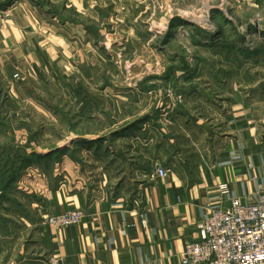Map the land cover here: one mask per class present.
I'll list each match as a JSON object with an SVG mask.
<instances>
[{"label":"rangeland","instance_id":"1","mask_svg":"<svg viewBox=\"0 0 264 264\" xmlns=\"http://www.w3.org/2000/svg\"><path fill=\"white\" fill-rule=\"evenodd\" d=\"M4 1L0 10L15 0ZM106 4L79 13L95 45L83 50L78 73L52 63L11 79L0 77L2 256L27 241L41 180L74 185L79 162L92 159L79 148L95 145V157L107 161L108 153L123 150L122 137L110 141L107 136L125 124L126 116L159 110L168 124L182 109L209 119L223 112L221 100L234 98L264 115V0ZM65 16L75 20L73 11ZM186 104L190 107H179ZM81 135L106 140L84 144Z\"/></svg>","mask_w":264,"mask_h":264},{"label":"crops","instance_id":"2","mask_svg":"<svg viewBox=\"0 0 264 264\" xmlns=\"http://www.w3.org/2000/svg\"><path fill=\"white\" fill-rule=\"evenodd\" d=\"M107 1L15 0L0 30L2 80L52 63L78 73L83 50L95 45L79 13L105 8ZM53 4L73 11L75 20ZM221 101L223 112L209 119L182 109L169 125L159 110L126 116L107 136L122 137L124 149L108 153V161L95 157V145L79 148L92 159L79 162L74 185L41 180L27 241L0 255V264H183L200 220L233 198L251 203L264 192V115L238 98ZM79 138L90 145L105 139ZM158 168L169 173L155 176ZM73 210L85 215L79 225L56 230L44 220Z\"/></svg>","mask_w":264,"mask_h":264},{"label":"built area","instance_id":"3","mask_svg":"<svg viewBox=\"0 0 264 264\" xmlns=\"http://www.w3.org/2000/svg\"><path fill=\"white\" fill-rule=\"evenodd\" d=\"M10 10H0V29ZM250 167V166H249ZM168 170L158 168L155 176L166 177ZM228 194L227 187H223ZM85 215L75 210L49 215L46 223L56 230L81 224ZM198 238L186 244L183 264H264V192L244 203L233 198L228 208L215 209L196 225Z\"/></svg>","mask_w":264,"mask_h":264}]
</instances>
